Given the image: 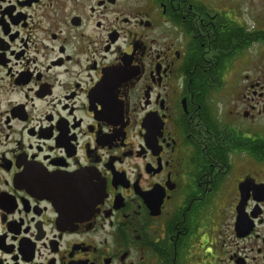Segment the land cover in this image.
<instances>
[{
  "label": "flooded vegetation",
  "instance_id": "obj_1",
  "mask_svg": "<svg viewBox=\"0 0 264 264\" xmlns=\"http://www.w3.org/2000/svg\"><path fill=\"white\" fill-rule=\"evenodd\" d=\"M0 264H264V0H0Z\"/></svg>",
  "mask_w": 264,
  "mask_h": 264
}]
</instances>
